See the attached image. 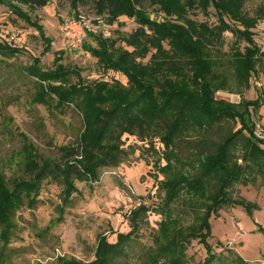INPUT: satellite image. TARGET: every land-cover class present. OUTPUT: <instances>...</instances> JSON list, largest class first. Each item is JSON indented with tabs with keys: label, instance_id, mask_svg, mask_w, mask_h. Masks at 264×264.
<instances>
[{
	"label": "trees",
	"instance_id": "trees-1",
	"mask_svg": "<svg viewBox=\"0 0 264 264\" xmlns=\"http://www.w3.org/2000/svg\"><path fill=\"white\" fill-rule=\"evenodd\" d=\"M68 1L76 11L80 7H93L97 15L108 16L109 23L127 17L140 26L122 38L132 51L117 48L115 40L94 34L87 41L93 38L97 47L87 41L83 45L106 70L125 76L130 88L120 82L92 87L66 85L68 76L75 74L80 78L78 71H69L61 64L54 70L43 71L38 66L40 59L34 60L27 72L40 84V102L47 103L49 95H56L59 106H72L82 116L84 129L77 147L62 149V162L40 166L29 159L28 178L14 181L11 189L2 188L0 177L3 237L8 238L16 212L26 203L36 201L46 181H53L67 191L74 188L75 182H98L103 170L116 169L128 161L132 151L125 148L123 141L128 135L150 142L152 149L154 140L164 146L161 160L165 165H159L164 177L161 190L166 193L162 212L167 214L182 195L200 201L203 211L197 223L187 228L176 222L162 223L157 248L146 264H187L186 252L193 241L206 246L208 257L200 264H214L216 257L207 243L212 217L218 218L225 207H241L248 214L258 209L233 198L232 190L237 184L264 179V138L254 133L256 122L263 124L264 120V49L255 40V29L264 20V9H260L258 16L250 17L245 11L250 0H201L204 12L210 7L216 12L218 25L210 28L186 16L184 9L177 10L169 0L152 3L162 6L168 19L176 16L178 23L152 19L140 8L144 0ZM0 3H7L15 15L45 37L42 26L32 22L23 7L37 11L47 7L51 0H0ZM225 32L246 43L243 50L238 48L233 54L229 65L235 80L234 93L241 98L238 103L216 99V93L226 89L227 78L215 68L208 48L215 41L219 46ZM44 39L49 50L52 41ZM165 43L178 59L166 55ZM154 49L150 64L144 66L138 61L146 59ZM20 52L0 39V56L14 57ZM159 53L163 58L157 61ZM163 69L175 74L176 84L159 78ZM260 75L263 76L259 80L263 87L259 88L260 97L246 100L252 80ZM253 108L259 121L251 117ZM144 210L142 206L138 211ZM138 211L134 216L140 214ZM132 234H119L114 244L100 239L98 258L92 264H115L126 258ZM237 263L247 264L241 258Z\"/></svg>",
	"mask_w": 264,
	"mask_h": 264
},
{
	"label": "rangeland",
	"instance_id": "rangeland-1",
	"mask_svg": "<svg viewBox=\"0 0 264 264\" xmlns=\"http://www.w3.org/2000/svg\"><path fill=\"white\" fill-rule=\"evenodd\" d=\"M169 1L176 9H184V14L192 20L210 28L218 25L214 8L204 12L201 0ZM140 8L154 20L178 23L176 16L168 19L162 6L152 0H144ZM260 9H264V0H250L245 5L250 17L258 16ZM23 10L32 22L42 26L45 37L15 15L7 3H0V39L21 51L14 57L0 56V177L2 188L6 189H11L14 181L28 178L29 159L40 166L62 162V149L77 147L84 129L82 116L72 106H59L56 95H49L47 103L40 102V84L27 72L36 58L40 59L38 66L43 71L54 70L57 64L69 71H78L80 78L72 74L67 77L66 85L92 87L120 82L126 89L130 88L125 76L106 70L83 47L79 51L68 50L60 31L63 21L79 15L89 20L101 18L105 21V33L100 35L115 40L117 48L129 51L132 48H128L122 38L140 27L127 17L109 23L108 16L97 15L93 7H80L76 11L68 0H51L47 7L37 11L26 7ZM255 30V40L264 49V20ZM44 38L52 41L49 50ZM220 42L219 46L215 41V45L208 48L215 68L227 78L226 89L218 91L216 99L238 103L241 98L234 93L235 80L229 65L233 54L238 48L243 50L246 43L228 32L222 35ZM87 43L97 47L93 38ZM163 51L172 59H178L169 44H164ZM155 53V49L151 50L146 59L138 61L144 66L150 64ZM161 53L157 61L163 58ZM158 74L163 82L170 79L173 84L177 83L178 79L170 70L163 69ZM255 77L245 94L248 101L260 97L259 88H263L259 81L263 76ZM251 117L256 121L260 119L254 108ZM123 141L125 148L132 151L128 161L116 169L103 170L98 182H75L74 188L66 191L61 185L46 181L36 201L26 203L16 212L8 228V238L3 237L5 227L0 226V264L73 261L92 264L98 258L100 239L106 238L114 244L119 234L131 233L127 257L115 264H146L157 248L162 223L176 222L184 228L195 225L198 216L203 214L202 205L186 195H182L167 214L162 212L166 193L161 190L164 177L159 165L165 162L161 160L164 146L159 140H154V149L150 142L133 136L126 135ZM232 191L233 198L258 209L248 214L241 207H225L218 218L212 217L207 243L216 257L214 264H238V258L247 264H264V179L237 184ZM142 206L146 210L138 211ZM137 211L140 214L134 216ZM186 253L187 264H200L208 257L206 246L198 241H193Z\"/></svg>",
	"mask_w": 264,
	"mask_h": 264
},
{
	"label": "built area",
	"instance_id": "built-area-1",
	"mask_svg": "<svg viewBox=\"0 0 264 264\" xmlns=\"http://www.w3.org/2000/svg\"><path fill=\"white\" fill-rule=\"evenodd\" d=\"M105 21L101 18L89 20L83 15L75 18H67L63 21L60 31L67 49L70 51H79L87 41L90 34L100 35L105 33L103 27ZM258 138H264V120L263 124L256 122L254 131Z\"/></svg>",
	"mask_w": 264,
	"mask_h": 264
}]
</instances>
